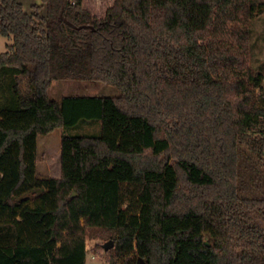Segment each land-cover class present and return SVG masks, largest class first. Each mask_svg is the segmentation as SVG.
I'll list each match as a JSON object with an SVG mask.
<instances>
[{
  "label": "trees",
  "instance_id": "1",
  "mask_svg": "<svg viewBox=\"0 0 264 264\" xmlns=\"http://www.w3.org/2000/svg\"><path fill=\"white\" fill-rule=\"evenodd\" d=\"M84 1L0 0V264H86L94 230L109 264H264L255 2ZM60 80L119 95L57 101ZM82 120L101 134L63 135L60 177L39 176L38 137Z\"/></svg>",
  "mask_w": 264,
  "mask_h": 264
},
{
  "label": "rangeland",
  "instance_id": "2",
  "mask_svg": "<svg viewBox=\"0 0 264 264\" xmlns=\"http://www.w3.org/2000/svg\"><path fill=\"white\" fill-rule=\"evenodd\" d=\"M22 2L27 11L39 0H18ZM256 4L251 36L250 64L262 76L261 83L256 86L260 95L264 93V0H253ZM114 0H85L84 6L96 14L104 17L107 9ZM12 40L0 34V53L7 51ZM52 99L60 101L64 96H118L117 88L93 81H55L49 90ZM259 106L264 107V99L260 98ZM101 121L82 120L76 126L60 128L47 136H39L38 140V175L59 177L61 175V139L63 135H91L101 134ZM248 180V179H247ZM250 194L263 195L264 179L258 178L255 183L248 181ZM32 201L36 197H31ZM110 241L107 231L94 230L88 237L87 263L86 264H109L114 251L102 250L101 246Z\"/></svg>",
  "mask_w": 264,
  "mask_h": 264
},
{
  "label": "water",
  "instance_id": "3",
  "mask_svg": "<svg viewBox=\"0 0 264 264\" xmlns=\"http://www.w3.org/2000/svg\"><path fill=\"white\" fill-rule=\"evenodd\" d=\"M114 247V242L112 240H110L108 243H106L103 248L105 251H108L110 249H112ZM141 264H144V262H142Z\"/></svg>",
  "mask_w": 264,
  "mask_h": 264
},
{
  "label": "crops",
  "instance_id": "4",
  "mask_svg": "<svg viewBox=\"0 0 264 264\" xmlns=\"http://www.w3.org/2000/svg\"><path fill=\"white\" fill-rule=\"evenodd\" d=\"M38 140H39V137H38ZM37 171H38V157H37ZM45 176H50V175H45ZM59 177H56V178H59Z\"/></svg>",
  "mask_w": 264,
  "mask_h": 264
}]
</instances>
